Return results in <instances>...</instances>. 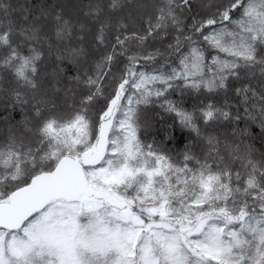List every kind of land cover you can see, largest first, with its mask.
<instances>
[{
	"label": "snow or ice",
	"instance_id": "1",
	"mask_svg": "<svg viewBox=\"0 0 264 264\" xmlns=\"http://www.w3.org/2000/svg\"><path fill=\"white\" fill-rule=\"evenodd\" d=\"M0 264H264V0H0Z\"/></svg>",
	"mask_w": 264,
	"mask_h": 264
},
{
	"label": "trees",
	"instance_id": "2",
	"mask_svg": "<svg viewBox=\"0 0 264 264\" xmlns=\"http://www.w3.org/2000/svg\"><path fill=\"white\" fill-rule=\"evenodd\" d=\"M255 131H258V129H255Z\"/></svg>",
	"mask_w": 264,
	"mask_h": 264
}]
</instances>
